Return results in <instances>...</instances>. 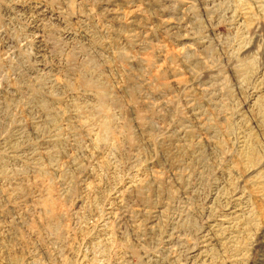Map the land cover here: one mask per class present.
Segmentation results:
<instances>
[{
    "label": "rangeland",
    "instance_id": "rangeland-1",
    "mask_svg": "<svg viewBox=\"0 0 264 264\" xmlns=\"http://www.w3.org/2000/svg\"><path fill=\"white\" fill-rule=\"evenodd\" d=\"M0 264H264V0H0Z\"/></svg>",
    "mask_w": 264,
    "mask_h": 264
}]
</instances>
